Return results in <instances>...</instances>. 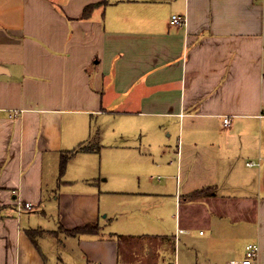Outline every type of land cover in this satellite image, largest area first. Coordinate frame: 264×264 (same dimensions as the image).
<instances>
[{"label": "crops", "instance_id": "crops-1", "mask_svg": "<svg viewBox=\"0 0 264 264\" xmlns=\"http://www.w3.org/2000/svg\"><path fill=\"white\" fill-rule=\"evenodd\" d=\"M263 126L264 0H0V264H264Z\"/></svg>", "mask_w": 264, "mask_h": 264}, {"label": "built area", "instance_id": "built-area-1", "mask_svg": "<svg viewBox=\"0 0 264 264\" xmlns=\"http://www.w3.org/2000/svg\"><path fill=\"white\" fill-rule=\"evenodd\" d=\"M184 16L180 14H172L170 18V24L174 25H179L184 22ZM223 124L224 125H229L230 124V118L228 116H225L223 118ZM247 165H253V161H247ZM20 208L30 210L32 209V203L31 202H24L23 204H20ZM258 251V245L256 243H249L246 245V251H245V256L238 260V261H233L229 262L227 264H254V259L257 255Z\"/></svg>", "mask_w": 264, "mask_h": 264}, {"label": "rangeland", "instance_id": "rangeland-1", "mask_svg": "<svg viewBox=\"0 0 264 264\" xmlns=\"http://www.w3.org/2000/svg\"><path fill=\"white\" fill-rule=\"evenodd\" d=\"M263 129H262V137H263V135H264V126L262 127ZM80 154L81 153H79L78 155H77V157H76V159L75 160H77V158L80 156ZM107 156V155H106ZM85 158V160L86 161H88L89 163H93V165L95 166V168L99 171L100 170V167H101V159H100V157H99V155H97V154H93V153H90V154H88L86 157H84ZM111 158H113L112 156H111ZM116 159V158H115ZM75 160H74V162H75ZM109 164V162L107 161V159H106V162H105V166H107ZM251 168V170H257V167H250ZM117 168L116 167H114V168H111L110 170H109V176L111 177L114 173H117ZM157 173H160V172H156V174ZM155 174V175H156ZM69 177H71V174H69L68 175ZM66 177V176H65ZM39 211V210H38Z\"/></svg>", "mask_w": 264, "mask_h": 264}, {"label": "trees", "instance_id": "trees-1", "mask_svg": "<svg viewBox=\"0 0 264 264\" xmlns=\"http://www.w3.org/2000/svg\"><path fill=\"white\" fill-rule=\"evenodd\" d=\"M81 149H87L85 147H81ZM67 157V156H66ZM66 157H62L61 158V161H60V170L63 171V169L65 168V159ZM97 230V225H85V226H82V227H78V228H73V231H88V232H93Z\"/></svg>", "mask_w": 264, "mask_h": 264}]
</instances>
